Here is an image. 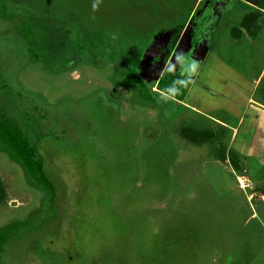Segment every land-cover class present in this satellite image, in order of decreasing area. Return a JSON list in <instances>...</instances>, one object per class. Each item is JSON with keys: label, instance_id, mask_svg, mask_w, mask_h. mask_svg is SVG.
<instances>
[{"label": "rangeland", "instance_id": "374dc122", "mask_svg": "<svg viewBox=\"0 0 264 264\" xmlns=\"http://www.w3.org/2000/svg\"><path fill=\"white\" fill-rule=\"evenodd\" d=\"M92 3L0 0V264H264L257 127L225 126L237 171L181 138L220 127L133 66L169 0Z\"/></svg>", "mask_w": 264, "mask_h": 264}, {"label": "crops", "instance_id": "0c3cea01", "mask_svg": "<svg viewBox=\"0 0 264 264\" xmlns=\"http://www.w3.org/2000/svg\"><path fill=\"white\" fill-rule=\"evenodd\" d=\"M192 12L195 28L206 33L196 45L198 73L181 88L178 103L230 128L257 127L254 141L264 139V105L252 99L264 83V0H195ZM233 26L241 30L237 39L229 34ZM230 60L248 68L252 77ZM175 66L178 79H184L181 65Z\"/></svg>", "mask_w": 264, "mask_h": 264}, {"label": "flooded vegetation", "instance_id": "af4514ba", "mask_svg": "<svg viewBox=\"0 0 264 264\" xmlns=\"http://www.w3.org/2000/svg\"><path fill=\"white\" fill-rule=\"evenodd\" d=\"M174 29L167 27L159 31L153 38V45L147 43V57L137 60L133 66L139 71L138 74L141 78L148 83L146 88L158 89L157 85L161 81L163 75L167 72L174 73L173 76L178 78V72L166 71L165 66L171 62L177 65L175 60V54L182 52L186 58L195 59L196 45L202 43V35L195 28V18L192 12L186 20H181L180 23L173 24ZM204 31V35H205ZM203 35V36H204ZM197 45V46H198ZM176 67V66H175ZM174 67V68H175ZM164 80V79H163ZM171 83V82H170ZM173 84V82H172ZM168 86H163V89H167Z\"/></svg>", "mask_w": 264, "mask_h": 264}, {"label": "trees", "instance_id": "16d2710c", "mask_svg": "<svg viewBox=\"0 0 264 264\" xmlns=\"http://www.w3.org/2000/svg\"><path fill=\"white\" fill-rule=\"evenodd\" d=\"M10 2V5H18L28 8V3L33 0H8ZM192 1V3H190ZM169 0V4H165V6L169 10H164V12L168 15V19L175 21V20H186L187 17L191 14L193 10V6L195 3V0ZM12 2V3H11ZM15 3V4H14ZM254 34V32L252 31ZM229 34L234 39H237L241 35V30L237 27H231L229 30ZM4 45V44H3ZM5 46V45H4ZM230 63L233 67L238 69L240 72L251 76L250 70L248 68L236 63L235 61L230 60ZM13 76L11 78H6L8 82H12ZM13 87V85H12ZM13 88L12 90H14ZM252 99L257 101L258 103L264 105V83H259L256 89H254ZM220 127V132H215L214 129L211 127H204V128H196L192 125H184L179 127L178 133L181 138L195 144V145H202L203 143H210L212 145L213 149V155L216 159L222 162L229 161L231 167L234 170H239L240 166L237 161L238 159V153L234 148L227 149L224 143L222 141L226 137L227 133L229 132V128L225 127L221 124H217ZM219 143V148L215 145V142ZM6 190L4 188V185L2 183V179L0 177V203L5 201L6 199Z\"/></svg>", "mask_w": 264, "mask_h": 264}, {"label": "clouds", "instance_id": "9594fccd", "mask_svg": "<svg viewBox=\"0 0 264 264\" xmlns=\"http://www.w3.org/2000/svg\"><path fill=\"white\" fill-rule=\"evenodd\" d=\"M102 0H93L92 10L93 12L97 11ZM114 40L116 39L115 35L112 37ZM176 63L181 65L182 72L181 75L184 76V79H180L174 81L173 84L167 89L163 90L161 93V99L165 102L171 100L175 101L176 97L180 94L181 88L187 87L189 83L192 82V77L197 75L199 70V61L196 59H188L182 52H177L175 54ZM175 65L169 62L168 65L165 66L166 71H172Z\"/></svg>", "mask_w": 264, "mask_h": 264}]
</instances>
